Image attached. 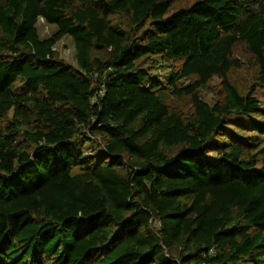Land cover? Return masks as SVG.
<instances>
[{"label":"trees","instance_id":"obj_1","mask_svg":"<svg viewBox=\"0 0 264 264\" xmlns=\"http://www.w3.org/2000/svg\"><path fill=\"white\" fill-rule=\"evenodd\" d=\"M259 91L264 0H0V264H264Z\"/></svg>","mask_w":264,"mask_h":264},{"label":"rangeland","instance_id":"obj_2","mask_svg":"<svg viewBox=\"0 0 264 264\" xmlns=\"http://www.w3.org/2000/svg\"><path fill=\"white\" fill-rule=\"evenodd\" d=\"M39 32L42 38L49 37L55 32V27L47 25L43 18L39 19L38 22ZM56 50L59 52V55L66 59L67 61L75 64V50L72 40L69 37H65L56 45ZM157 74H161L162 81L164 84H167L168 77V69L167 68H159L156 69ZM254 70L251 68H244L234 72L231 75L232 80L237 83L240 87L246 88L253 81ZM220 91V81L218 79H214L208 86L200 89L201 97L208 102L209 104H214L218 97V93ZM260 97L264 96V92L258 93ZM264 99V97L262 98ZM264 102V101H263ZM241 133H245L247 136L252 135V131L246 130H238Z\"/></svg>","mask_w":264,"mask_h":264}]
</instances>
